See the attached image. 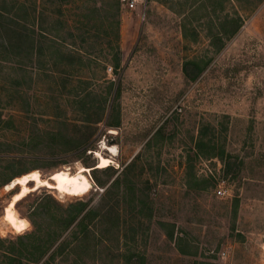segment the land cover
I'll list each match as a JSON object with an SVG mask.
<instances>
[{"label":"rangeland","instance_id":"obj_1","mask_svg":"<svg viewBox=\"0 0 264 264\" xmlns=\"http://www.w3.org/2000/svg\"><path fill=\"white\" fill-rule=\"evenodd\" d=\"M201 129L223 155L198 151ZM80 164L89 192L42 186L16 204L29 226L6 222L8 179ZM78 201L92 232L77 220L35 262ZM45 263L264 264V0H149L144 18L120 0H0V264Z\"/></svg>","mask_w":264,"mask_h":264},{"label":"bare ground","instance_id":"obj_2","mask_svg":"<svg viewBox=\"0 0 264 264\" xmlns=\"http://www.w3.org/2000/svg\"><path fill=\"white\" fill-rule=\"evenodd\" d=\"M110 153L111 155L107 156L99 151L97 152V156L99 157L98 167L110 165L114 155L118 153L117 148L111 146ZM91 170L92 168L81 165L76 171H72L71 168L65 167L53 171L50 175L43 176L40 170L35 169L14 177L5 184L6 189L9 191L18 188L13 194L11 201L6 206V211L4 213L6 222L16 231H24L29 226V221L18 213L16 204L24 196L42 186L54 188L59 191V194L83 195L89 192L93 187V182L88 175Z\"/></svg>","mask_w":264,"mask_h":264},{"label":"trees","instance_id":"obj_3","mask_svg":"<svg viewBox=\"0 0 264 264\" xmlns=\"http://www.w3.org/2000/svg\"><path fill=\"white\" fill-rule=\"evenodd\" d=\"M119 1H118V8H119ZM234 27L231 31V35L235 34L238 29L241 27L242 23V19L241 17L240 18H234ZM113 66H114V69L117 71L120 66H121V59L120 57H116L115 58V61L113 63ZM191 66H194V72H190L189 71V68ZM204 64H202V61H197V60H190V61H187L184 65V71L186 73V75L190 78V79H193L195 80L200 74L201 72L203 71L204 69ZM111 125H114L113 123H111ZM209 146V150L206 151L207 154H210L208 156H213V155H223L224 154V149H222V151H220V153L216 151V149L218 148L217 147V144L215 142H212V140H208L206 141L205 137H204V131L203 129L200 130L199 132V137H198V140L196 142V147L198 149V151L201 153V154H206L203 150L204 147H208ZM111 167V165H108L106 166V168H109ZM113 168V166L111 167ZM190 168V166H189ZM22 174V173H21ZM20 175V174H18ZM122 177H120L119 175L113 180L112 182V185L113 186H116L120 183ZM96 180H98L97 182L101 183V181H99V179L96 177ZM10 181V179H8L6 181V183H8ZM94 214V210L89 207V203L87 201H78V203L76 204V207L73 211H70L66 216L63 217V221H62V225H61V231H58V233L55 235L54 237V240L50 241V243L48 245H43V246H46L43 248V246L40 248L41 249V253H40V256L38 258L35 259V262H38L40 259H42L46 254L47 252L54 246V244L59 240L61 234L63 233V231L69 229L77 220V223H76V226H77V229H75L73 231V234L75 235L77 232H81L83 231L85 233V236L86 235H89V232H92L89 228H88V220H92V218H94L93 216ZM104 218V216H103ZM162 224L164 225L165 223L162 222ZM90 230V231H89ZM95 232V231H94ZM169 236L171 238H173V232H169ZM65 245V242H61L56 248L55 250L52 252L51 254V258H54L56 256V254L58 252H60V250L64 247ZM178 246H179V249L182 251V252H187L181 245L180 242H178ZM46 264V263H45Z\"/></svg>","mask_w":264,"mask_h":264},{"label":"built area","instance_id":"obj_4","mask_svg":"<svg viewBox=\"0 0 264 264\" xmlns=\"http://www.w3.org/2000/svg\"><path fill=\"white\" fill-rule=\"evenodd\" d=\"M149 0H120L121 7L127 11H135L139 9V14L141 17H145L147 5ZM224 183V181H222ZM220 183L217 193L219 195H225L227 193V189Z\"/></svg>","mask_w":264,"mask_h":264},{"label":"water","instance_id":"obj_5","mask_svg":"<svg viewBox=\"0 0 264 264\" xmlns=\"http://www.w3.org/2000/svg\"><path fill=\"white\" fill-rule=\"evenodd\" d=\"M51 181H53V180H51ZM32 184H33V181H32Z\"/></svg>","mask_w":264,"mask_h":264}]
</instances>
